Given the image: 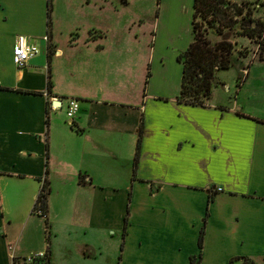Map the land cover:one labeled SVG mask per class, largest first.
Segmentation results:
<instances>
[{
    "label": "crops",
    "instance_id": "1",
    "mask_svg": "<svg viewBox=\"0 0 264 264\" xmlns=\"http://www.w3.org/2000/svg\"><path fill=\"white\" fill-rule=\"evenodd\" d=\"M93 5L0 0V264L42 249L48 264H264V50L254 82L236 58L233 97L187 102L178 54L192 23L163 30L175 9L160 3L148 45L138 29L59 12ZM18 32L39 48L22 67Z\"/></svg>",
    "mask_w": 264,
    "mask_h": 264
},
{
    "label": "trees",
    "instance_id": "2",
    "mask_svg": "<svg viewBox=\"0 0 264 264\" xmlns=\"http://www.w3.org/2000/svg\"><path fill=\"white\" fill-rule=\"evenodd\" d=\"M193 6L192 39L178 54V58L183 62V72L177 98L192 103H205L211 94L216 70L230 66L237 58L234 56L230 29H225L224 26L232 27L236 21H239L244 32L259 44L258 49L264 50V21L246 19L244 16L238 20L236 15L243 14L245 5L235 0H194ZM245 12H250L249 6L246 7ZM212 27H215L214 31L219 34L215 40L209 37ZM48 189L44 181L42 191L35 198L32 209L39 206L46 214ZM203 236L204 227L202 226L198 236L200 248L203 245ZM236 259L242 260L240 264L254 263L251 257L236 255L226 264H232ZM48 263L47 254L30 264Z\"/></svg>",
    "mask_w": 264,
    "mask_h": 264
},
{
    "label": "rangeland",
    "instance_id": "3",
    "mask_svg": "<svg viewBox=\"0 0 264 264\" xmlns=\"http://www.w3.org/2000/svg\"><path fill=\"white\" fill-rule=\"evenodd\" d=\"M64 4L66 3H72L76 0H63ZM96 5H93V8L87 9V8H77L76 12L74 10L69 9H59V12L63 13V17H78L82 20H87L89 16L96 15V24L98 19L105 20L108 22L110 19L115 24H117L116 27L119 28L118 31H122L125 35L131 36L133 33L136 32L138 29L139 35L141 36V41L143 44H146L150 42V39L152 37V32L156 30V14L157 10H160V3L164 2L165 4L171 3V9H175L173 11V26H169L168 23H166V15L168 6L164 7V17L161 19L164 23L163 30L166 28V31L168 32L170 29L172 31L178 32L180 28L188 27L191 28V13H189L190 8L193 15V9H194V0H95ZM238 3H243L245 5V10L243 14H237L238 20L244 16L246 19L250 18L252 20H263L264 21V0H235ZM54 2V1H53ZM174 3V4H173ZM179 4V5H177ZM178 6V7H177ZM249 6L250 12L247 13L246 7ZM177 8L179 9L177 12ZM172 16V15H170ZM160 20V21H161ZM225 29H230L231 32V40L234 45V56L239 58L245 65H247V68L250 69L249 74V80H258L257 78V72L255 67V71L253 70V65L258 64L259 59L254 58L252 56V51L256 48H258L259 44L256 42V40L252 37H249L244 30L241 28L239 21H236L232 27L224 26ZM215 27L211 28V31H209V37L215 40L219 37V34H217L215 31ZM246 54V55H243ZM147 55L145 54L144 60H141L142 65L144 67L146 66V59ZM143 59V57H142ZM263 69H264V63ZM249 65V66H248ZM242 76L241 69L239 70V63L236 62V59L232 62V64L228 67H223L220 69H217L215 72V77L213 79L212 83V91L211 95L213 99L219 98V96H225V94L228 96H232L235 93V87L234 85L238 81V75ZM245 74H243L244 76ZM261 80H264V78H261ZM223 82H225L229 86V90L227 89V92L223 89ZM254 82V81H252ZM238 259L234 260L232 264H239L237 263ZM205 264H214L212 262L207 261Z\"/></svg>",
    "mask_w": 264,
    "mask_h": 264
},
{
    "label": "built area",
    "instance_id": "4",
    "mask_svg": "<svg viewBox=\"0 0 264 264\" xmlns=\"http://www.w3.org/2000/svg\"><path fill=\"white\" fill-rule=\"evenodd\" d=\"M38 51H39L38 46L29 40V37L26 33H22V32L16 33L14 37L13 46H12V56H13L14 62L16 63L18 67H22L27 62L28 58L31 55L37 53ZM78 106H79L78 99L76 97H70L68 99L66 113H67L69 122L72 121V117L75 115L78 109ZM40 191H42V185L39 189V192ZM32 210L36 213L45 215L43 213L42 208L39 206L36 208H33ZM46 255H47L46 250H43V249L37 250V251H33L25 255L24 260L26 262L32 263L34 260L38 258H42Z\"/></svg>",
    "mask_w": 264,
    "mask_h": 264
}]
</instances>
